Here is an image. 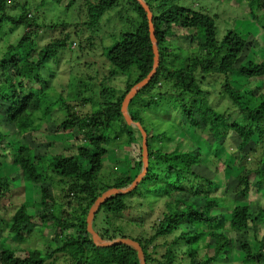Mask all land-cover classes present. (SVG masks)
<instances>
[{"label": "trees", "instance_id": "16d2710c", "mask_svg": "<svg viewBox=\"0 0 264 264\" xmlns=\"http://www.w3.org/2000/svg\"><path fill=\"white\" fill-rule=\"evenodd\" d=\"M8 1L0 0L1 48L5 42V47L0 51V106L4 108L0 113V118H3L0 125L5 124L12 132L10 134L0 128V200L12 187L19 185L29 186L39 194V200L33 202L30 193L25 191L26 198L9 218L7 229L16 235L15 239L23 241L31 233L30 225L37 223L38 237L44 240V252L40 248L20 251L0 245V264H43L44 254L47 258L66 255L68 264H138L137 254L130 246H96L86 230L85 218L89 207L103 191L127 186L142 166L141 136L137 129L126 124L120 108L125 94L152 68L153 50L146 13L137 0H87L83 19L79 17L83 14L79 8L74 22L63 20L56 24L53 20L45 23L38 20L36 15H31L24 0L9 5ZM54 1L60 3L62 0ZM145 1L152 13L159 64L148 84L131 99L128 111L133 121L139 122L147 134L148 167L132 191L117 194L102 203L94 216L93 228L99 211L106 213L109 224L111 220L108 221V214L130 210L128 199L132 194L140 199L138 207L146 206L147 202L149 209H152L154 203L160 201L163 209L156 221L147 223L148 233H142L146 229L145 216L150 218L151 214L146 207L139 209L141 215L131 218V223L141 230L137 234L132 233V239L142 247L146 264H212L222 254L227 255L232 246L230 233H234L239 241L238 234L248 233L260 220L251 216V206L236 198L246 200L253 186L264 189V92L257 90V78L264 76V59H247L238 63L247 47L253 44L257 46L258 38L227 29L221 39H217L215 17L212 15L180 5L178 0ZM121 2L131 5L137 16V24L132 31L120 33L118 39L103 46L106 62L111 67L105 78L111 79L118 73L125 75L134 68L133 78L127 79L123 89L120 92L118 89L119 93L115 94L102 83L97 107L90 113L77 114L72 102L81 98L83 104L87 101L91 103L95 100L93 97L61 96L56 101L47 102L44 92L49 81L42 74L46 63L56 58L59 50L68 42L79 45L76 37L72 39V34L76 35L78 30H83V34L88 33L89 39L93 37L103 17L113 12V8ZM247 6L251 18L257 24L264 25L261 22V18H264V0H248ZM10 9H18V12L12 14ZM109 14L108 18L112 15ZM176 26L192 29L188 40L196 44L188 42L196 49L178 64L168 60L169 37ZM53 28L61 29L59 35L46 39L39 47L37 38L42 34L40 32L44 31V34L47 29ZM19 30L25 31L18 42L7 44L13 33ZM262 31L264 33V26ZM91 45L92 42L89 47ZM204 74L224 77L218 92L228 99L227 110L217 111L206 103L208 95L199 77L205 78ZM231 74L234 75L232 80L229 79ZM163 83L166 90L161 89ZM252 84H256V87H251ZM86 91L88 88L84 86L79 92L83 94ZM56 106L58 111L61 109L64 112V117L54 126L55 131H62L67 139L75 137L73 133L76 132L79 144L73 146L67 143L61 151L36 155L30 135L37 132L43 122L47 123V117ZM175 108L183 116L184 124L178 125L176 116L172 118ZM158 114L166 115L170 128L176 126L175 137L169 138L165 127L154 129L159 127V123L147 127L154 121L153 115ZM183 128L185 131L200 130V138L207 151L212 153V160L203 161L193 144L187 143L188 138L184 136L181 139ZM134 131L139 134V140ZM229 132L234 133L240 141L234 157H227V162H224L216 152L222 149ZM12 133H16L15 140L8 138ZM158 136L162 137L157 140ZM114 141L117 144L128 143L135 149L138 154L135 169L129 175L126 174L128 172H114L110 176L111 182H102L100 173L105 168L108 148ZM174 141V147L170 149L168 146ZM258 144L262 152L253 162V167L246 168L247 165L238 169L240 167L231 165L232 158L242 160L247 158L248 153L253 155ZM50 145L46 144L47 151L53 148L48 147ZM243 150L249 151L246 153ZM257 162L260 164L258 167ZM211 164L223 176L232 177L234 183L225 184L223 192L228 193L227 190L231 189L230 194L234 198L223 194L219 197L211 195L217 189V178L211 174V177L204 175ZM56 183L59 185L58 196L62 206L54 212L50 204H55L57 200L52 193ZM140 183L144 192L137 190ZM188 195L202 199V203H193ZM223 201L234 204L227 206ZM36 207L40 209L38 214L34 212ZM35 218L38 220L35 221ZM108 224L94 230L107 239L126 237L118 228ZM212 238V252L201 254ZM54 239L58 242H54ZM259 243L261 247L264 246V237L260 238ZM239 245L245 263L264 264L263 250L256 255L247 241Z\"/></svg>", "mask_w": 264, "mask_h": 264}, {"label": "rangeland", "instance_id": "374dc122", "mask_svg": "<svg viewBox=\"0 0 264 264\" xmlns=\"http://www.w3.org/2000/svg\"><path fill=\"white\" fill-rule=\"evenodd\" d=\"M10 1H8V5L13 4L14 2H20L22 0ZM24 1L29 9L30 14L36 15L38 17V20H43L45 23H51V20H53L56 24L60 23L63 20L67 22H74V19L77 18H74V16L76 15V11L79 8L83 12V14H81V16L79 17H82L83 19L85 17L84 13H86L87 0H62L60 3H56L54 0ZM247 1L248 0H178V3L180 5L192 7L196 10H200L209 15L214 16L217 39H221L227 29H232L238 33L249 34L258 38L257 46L253 44L252 46L250 45V47H247L242 52L238 63L247 59L262 61L264 59V33L262 31V27L264 25L257 24L251 18L252 14L249 12ZM113 9V12H109L112 14L109 18L107 17L110 15L109 13H107L105 17H103L101 26L99 29L96 30L93 37L89 39L88 33L83 34V30H78L76 32V35L72 34V39L76 37L75 40L79 41V45L77 44V42L74 45H70L68 42L66 46L59 50L58 54L56 55V58L53 57L52 60L46 63V66L42 69V74L44 78H46V81H49L48 87H46L44 92L46 93L45 99L47 102L56 101V99L61 96L65 98H70L74 95L78 97H84V95L90 98L93 97V99L95 100L91 101V103L90 101H87L83 104L81 98L75 99V101L72 102L73 109L77 112V114L90 113L94 108L97 107V102L99 100L98 94L100 92L102 83H104L105 86L111 88V90L114 91L113 94H115L118 92V89H120L119 92L121 91V89H123L127 79L133 78V76L135 75L134 68H131V71L129 70L125 75L118 73L111 79H109L108 77L105 78L108 70L111 67L106 62L107 60L105 54H103V46L109 45L116 39H118L120 33L132 31L137 24V16L133 12V9L131 8L130 4L121 2L118 6L114 7ZM10 11L13 14L18 12V9H10ZM261 22L264 24V18H261ZM60 30V28L47 29V32L44 33L45 35L43 34L44 31L40 32L42 34H40L37 38L38 46L40 47L44 43V41L50 37H57L59 35ZM173 30V33L169 37L170 40L168 47L170 55L168 56V60H173L174 64H178L180 60L184 57H189L188 53L192 52L193 50L195 51L196 47H194L192 44H196L188 40V36H190L188 34L192 33V29L187 30L176 26V28H173ZM24 31L25 30H23V32ZM23 32L21 30L15 31L11 38L8 40L7 44L18 42V40L22 37L21 35L23 34ZM41 36H44L43 40L41 39ZM90 42H92L93 45L89 47ZM188 42L192 44H189ZM3 43V47L1 48L0 46V51H2L5 47V42L3 41ZM205 76V78H203L202 76L199 77L202 80L201 85L203 86V89L207 92L208 95V101L206 103L210 104L217 111L227 110L229 106V101L226 97L220 96L218 92L220 90V86L224 80V77L209 74ZM88 77L92 78L89 79V81L84 80ZM229 79H234V75H229ZM257 81V90H259L260 92H264V76L257 78ZM84 86L88 88V91L83 92V94H81L79 91H81V89H84ZM252 86L253 88H255L256 84H252L251 87ZM161 89L166 90L165 83H163ZM3 109L4 108L0 106V113L3 111ZM175 109L172 110V118L176 116V120H178L179 122L178 125L184 124L182 123L184 121L183 116L181 114L179 115L178 113L179 109ZM53 110L54 111L47 117V123L43 122L41 124L40 129L30 135L32 141L31 146L35 149L36 155H49L52 154V152L61 151L63 148H65V145L67 143H70V145L73 146L79 144V137L76 138V132L73 133V136L75 137L67 139V136L64 135L62 131H55L56 129L54 126L57 125L64 117V112L61 109L58 111L57 106ZM144 116L145 114L143 115V117ZM153 117L152 118L154 121L151 124L149 123V126L147 127L151 128L154 123H159V127H157L158 125H156L157 128L154 129L160 130L165 127V129H167L165 130L166 135H168L169 138H173L176 136V126L171 128L169 127L170 123L166 122V115L158 114L156 116L153 115ZM1 119L3 120V118H0V120ZM0 128L3 129L5 132H9L10 134L12 132L8 130L9 127L5 124H1ZM170 131L172 132V135L170 134ZM184 131L185 129L183 128V131L181 130V135L178 134L182 137L181 139L186 136L188 138L187 143L193 144L192 146L194 147V149L198 151L196 153H198V155L203 161L209 162L210 160H212V153L207 151L205 145L203 144L200 138L202 137L201 133L199 132L200 130H188L185 132ZM152 132L156 135L158 134L157 131ZM12 134L13 135L8 138L10 140H15L16 133ZM134 135L139 140L140 136L137 131H134ZM226 136L227 137L226 139H224L222 149L216 152L217 156L219 158H223L224 162H227V157H234V155L238 151L237 146L240 141V139L234 133L229 132ZM161 137L162 136H158V138L155 137L154 139L156 140L157 138L158 140ZM177 140L178 139H176V141ZM176 141L171 143L168 147L170 149L173 148L174 143ZM115 142L116 141H114L113 145L108 148V157L105 161V168L100 173L102 182H111L110 176L114 172H128L126 174L129 175V173L132 174L135 169V159L138 157V154L135 149L128 143L122 144L121 142L120 144H117ZM47 143H51V145L48 146L53 147L51 150L47 151ZM168 143L169 142L165 143V146ZM255 148L256 152H253V155L252 153H248L247 158L245 159L237 160L232 158L231 165L237 168L240 167L238 169H243L247 165L248 167L246 168L253 167V162L255 161V159L257 161V158H259L262 152V149L259 148V144L256 145ZM243 151L247 153L249 150ZM239 152L243 154L241 151ZM259 165L260 164L257 162V167ZM210 168L207 166L205 171L206 173H203H205V176L211 177V175H214V177L217 178V189L213 193H211V195H218L219 197L220 194H223L229 198H234L230 194L231 189L227 190L228 193L223 192L225 184L230 185L231 182L234 183V181L231 179L232 177H229L228 175L223 176L222 172L220 170L215 169L212 164L210 165ZM199 172H201V170H199ZM252 188L250 195L246 198V200L242 199L241 197L236 199H238V201L241 200V202L250 205L251 216L260 219L259 222L256 224V226H254L253 229H250L248 233L240 232V241L235 242L233 248L229 249L230 251H232V253L229 255L220 256L212 264H249L245 263L242 260L243 253L239 251V244L243 241H247L250 244L252 251L257 253L256 255L260 254L258 253L259 250H263L262 252H264V246L261 247L259 243L260 238L264 237V189H258L256 186H253ZM26 190L31 195V201L35 202V200H39L40 197L38 193L34 192L29 186L21 185L12 187L10 192L6 193L5 197L0 200V245H6V247H14L19 249L20 251H26L31 248H40V250L44 252V249H42L44 240L38 237L39 232H37V228L39 227V225L37 223H33L32 225H30L31 233L27 235V238L23 241L15 239L16 235L10 233L7 229V222L9 218L15 212L16 208L22 202H24L26 198ZM137 190L144 192L145 189L143 188L142 183L139 184ZM58 191L59 185L56 183L52 187V193L53 197H55L56 195L57 200L55 201V204H50L54 212H57L62 206V200L58 196ZM128 198L129 197H126V199ZM188 198H191L193 203H202V199L200 198H195L191 195H188ZM128 200L131 204L130 210L124 211L120 214H108V216L110 217L108 221L111 220L109 221V224L107 223L106 213L103 211H99L94 221V229H98L100 225L105 226L104 224H108L109 226L112 225L113 227L118 228V230H120L122 234H124L126 237L132 238V236H134L132 233L137 234L141 230L139 228H136L131 223V218L141 215L142 213L139 212V209H143L146 207V211H148L149 213L151 212V214L150 218H146L145 216L146 229H144L142 233H148L149 226L147 227V223L150 222L149 224H151L159 218L160 213L163 209L161 202L158 201L154 203L152 209H149L147 202L145 203L146 206H137V202L140 199L137 198L136 194H132V196H130ZM223 204L229 206L231 204H234V202L223 201ZM34 212L38 214V212H40V209L38 210V207H36L34 209ZM36 220H38V218H35V221ZM113 223H115V225ZM54 242H58V240L54 239ZM205 242L207 243V240ZM161 248L163 249V247ZM212 248L213 238L209 239L207 248L205 250H202V252L200 253L202 254L207 252L208 254L212 252ZM44 255L43 264H68L69 261L68 256L66 255L56 256L53 258H47Z\"/></svg>", "mask_w": 264, "mask_h": 264}, {"label": "water", "instance_id": "95a60500", "mask_svg": "<svg viewBox=\"0 0 264 264\" xmlns=\"http://www.w3.org/2000/svg\"><path fill=\"white\" fill-rule=\"evenodd\" d=\"M140 6L144 9L146 13V17L148 20V29H149V37L152 43V50H153V64L151 70L148 72V74L138 81L136 84H134L130 90L125 94L122 103H121V113L123 116L124 121L128 126H131L138 130L140 136H141V162L142 166L140 169V172L137 174V176L133 179V181L125 186V187H112L108 188L107 190L103 191L91 204V206L88 209L85 222H86V230L90 235L91 241L98 247H109L117 244H125L127 246H130L133 250H135L137 254L138 264H146L144 253L142 250V247L140 244L129 237H116V238H103L96 230L93 228V219L94 216L99 209V207L102 205L103 202H105L108 198L115 196L117 194H125L131 190H133L142 177L145 175L148 167V148H147V134L145 130L143 129L142 125L139 122L133 121L132 117L130 116L128 112V105L131 101V99L135 96V94L142 89L144 86L148 84V82L151 80L153 75L155 74L158 64H159V49L157 40L155 37L154 32V24L152 22V13L150 11L149 6L145 2V0H137Z\"/></svg>", "mask_w": 264, "mask_h": 264}, {"label": "clouds", "instance_id": "9594fccd", "mask_svg": "<svg viewBox=\"0 0 264 264\" xmlns=\"http://www.w3.org/2000/svg\"><path fill=\"white\" fill-rule=\"evenodd\" d=\"M146 2V1H145ZM141 90V89H140ZM122 103V102H121ZM129 112V111H128ZM140 141H141V139H140ZM137 176V175H136ZM133 181V180H132ZM129 185V184H128ZM255 190H257V189H255ZM132 191V190H131ZM250 206V205H249ZM261 213V212H260ZM211 214H214L215 215V213H212L211 212ZM232 234V235H231ZM229 237H230V245H232L231 246V248H233V245H234V243L235 242H239L240 241V237H239V234H238V238H239V241L238 240H236V235L234 234V233H230V235H229ZM240 246V245H239ZM230 248V249H231ZM239 251L241 252V250L239 249ZM229 254H231L232 253V251H230V250H228L227 251ZM228 253H227V255H228ZM224 254H222V256H223Z\"/></svg>", "mask_w": 264, "mask_h": 264}]
</instances>
